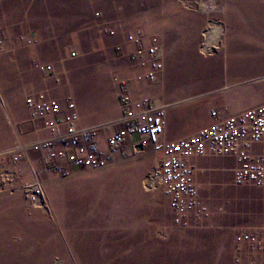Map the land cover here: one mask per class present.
<instances>
[{
	"label": "rangeland",
	"instance_id": "rangeland-1",
	"mask_svg": "<svg viewBox=\"0 0 264 264\" xmlns=\"http://www.w3.org/2000/svg\"><path fill=\"white\" fill-rule=\"evenodd\" d=\"M246 1L121 0L125 18L117 28L107 25L106 33L118 29L125 38L141 29L159 37L165 49L159 81L139 85L137 99L166 104V113L180 112L198 130L211 123L213 110L230 113L264 103V0ZM116 52L101 53L116 67L98 61L93 69L111 90L115 76L134 73L130 66L118 70ZM3 53L9 52L0 47ZM6 67L0 62V151L46 136L25 105L33 93ZM56 72L53 80L63 83L65 74ZM26 124L34 137L22 132ZM36 156L29 152L22 161L26 181ZM157 162L151 148L137 147L103 169H75L65 178L43 174L42 206L21 192L0 193V264H234L235 237L264 229V188L235 186L230 158L198 159L196 182L209 216L181 229L172 223L162 187L146 184Z\"/></svg>",
	"mask_w": 264,
	"mask_h": 264
},
{
	"label": "built area",
	"instance_id": "built-area-1",
	"mask_svg": "<svg viewBox=\"0 0 264 264\" xmlns=\"http://www.w3.org/2000/svg\"><path fill=\"white\" fill-rule=\"evenodd\" d=\"M6 35L0 39L4 48ZM25 45L36 40L20 35ZM132 46L128 54L132 77L115 76L121 116L114 124L82 125L75 101L63 102L39 91L25 99L30 119L46 136L33 142L15 141L0 151V193L21 192L35 206L45 205L43 174L68 177L75 169H103L124 155L126 149L151 148L157 166L148 175V187L161 186L175 227L186 229L209 216L196 182L195 161L205 157L230 158L235 162L233 183L237 187L264 188V103L244 111L222 115L210 113L213 122L192 135L166 141L165 117L168 106L148 96L133 100L134 84L157 83L164 70V45L156 35L136 30L125 37ZM118 46L117 50H121ZM75 52L71 57H75ZM43 75L55 76L52 65L35 63ZM60 82L59 77H55ZM118 125V128H113ZM137 138V142L133 139ZM37 152L31 179L22 161ZM234 264H264V229L242 231L234 239Z\"/></svg>",
	"mask_w": 264,
	"mask_h": 264
},
{
	"label": "crops",
	"instance_id": "crops-1",
	"mask_svg": "<svg viewBox=\"0 0 264 264\" xmlns=\"http://www.w3.org/2000/svg\"><path fill=\"white\" fill-rule=\"evenodd\" d=\"M125 7L121 0H0V39L4 33V47L9 52L0 55V62H6V69H14L26 91H44L62 102L65 97L75 101L82 125L114 124L121 116L116 87L106 88L93 75V69L98 61H106L101 53L109 49L117 51V58L122 61L118 70L130 66L128 54L133 47L126 44L118 29L111 28L110 33H106L107 25L114 24L116 28L120 25L118 21L125 18L121 10ZM19 35L34 38L36 42L24 46L17 39ZM118 46L122 49L117 50ZM70 50L77 58L68 60ZM34 62L52 65L55 73L57 70L65 74L64 82L56 83L53 77L44 75L41 78L33 68ZM106 63L112 68L117 66ZM83 74H91V77L83 78ZM139 88L137 84L132 86L133 100L138 98ZM210 119L212 123L211 116ZM118 127L113 125V128ZM198 128L192 126V122L186 124L180 112L166 113L164 140L188 137ZM22 132L29 137L36 135L31 124L24 125Z\"/></svg>",
	"mask_w": 264,
	"mask_h": 264
},
{
	"label": "bare ground",
	"instance_id": "bare-ground-1",
	"mask_svg": "<svg viewBox=\"0 0 264 264\" xmlns=\"http://www.w3.org/2000/svg\"><path fill=\"white\" fill-rule=\"evenodd\" d=\"M216 43H214V45H215Z\"/></svg>",
	"mask_w": 264,
	"mask_h": 264
}]
</instances>
